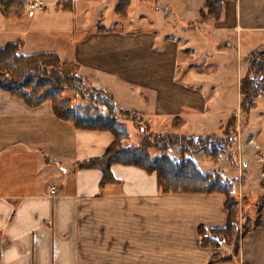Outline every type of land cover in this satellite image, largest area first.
I'll return each instance as SVG.
<instances>
[{
	"label": "crops",
	"instance_id": "crops-1",
	"mask_svg": "<svg viewBox=\"0 0 264 264\" xmlns=\"http://www.w3.org/2000/svg\"><path fill=\"white\" fill-rule=\"evenodd\" d=\"M121 1L73 0L71 10H66L63 0H44V10L46 4L58 3L57 13L62 8L76 15L80 2V15H92V28L83 24L77 36L51 18H40L36 26L37 17L29 8L7 16L0 0V50L22 43L26 55L55 53L63 62L78 65L86 84L111 95L117 108L141 113L157 134H183L192 128L198 137L217 136L232 116L239 123L238 114L222 107L225 99L219 97V88L210 91L213 83L218 87L221 74L194 70L190 52L183 60L192 37L183 44L171 35L176 27L168 16L150 10L145 14L151 0H134L125 17L128 20L135 9L137 19L150 22L148 27L102 25L105 10L112 4L117 12ZM207 2L161 0L178 7L184 20H198L213 36L226 41L232 36V43L224 42L225 48L218 51L225 57L235 46L245 50L248 75L251 55L264 49V0L229 1L220 20L202 21ZM194 81L203 86L191 84ZM238 99L242 100L240 89ZM258 110L257 103L248 122L255 113L261 115ZM131 125L125 146H132ZM137 138L135 134L134 141ZM114 142L108 131L79 130L74 122L58 119L52 102L31 107L0 91V264H264V207L259 204L264 189L257 187L264 183V145L255 144L254 150L243 140L240 160L255 183L256 201L246 208L252 227L241 234L236 254L230 246L204 239L227 226L225 194H163L157 173L124 165L112 166L115 182L103 186L102 171L79 168L106 156ZM234 164L229 166L237 170V161ZM227 168L217 169L227 177ZM52 186L58 188L54 196Z\"/></svg>",
	"mask_w": 264,
	"mask_h": 264
},
{
	"label": "trees",
	"instance_id": "trees-1",
	"mask_svg": "<svg viewBox=\"0 0 264 264\" xmlns=\"http://www.w3.org/2000/svg\"><path fill=\"white\" fill-rule=\"evenodd\" d=\"M32 0H2L5 15L18 11L22 14L28 10ZM73 0H63L62 6L71 10ZM134 0H122L117 13L128 15ZM234 0H208L202 21L220 20L227 2ZM19 13V14H21ZM22 43H13L0 50V91L10 93L23 100L31 107L45 102H52L55 116L64 121H72L79 130L108 131L115 137L106 156L101 159L81 163V169H98L103 172L102 185L115 182L111 168L114 165L133 166L149 174L157 173L159 188L163 194L177 193H223L227 196L226 209L228 223L224 229L214 230L213 234L222 237L226 244L237 254L239 250V202L234 196V188L225 184L220 176H206L201 173L196 163L186 155L197 154L199 147L189 146L184 138L172 134L160 135L147 128L141 129L145 136L138 145L126 147L124 141L129 139L128 123L145 122L144 116L136 111L118 110L111 95L95 88H84L83 78L79 75L80 67L74 63L63 62L55 53L26 55ZM68 89H74L80 96L88 97L89 103H73L64 96ZM264 92V49L255 51L250 58V69L241 83V113L249 117L257 107L256 100ZM131 115L138 116L137 119ZM119 117L123 122H119ZM177 123L183 122L176 120ZM175 121V122H176ZM146 123V122H145ZM238 117L232 116L222 128L225 139L213 145L212 157L218 162L222 155L228 154L234 147L238 133ZM146 133V134H145ZM148 136L149 139L147 138ZM206 139L204 142L207 143ZM153 141V142H151ZM202 142L199 140L197 143ZM194 141V144H197ZM209 144V142H208ZM207 144V145H208ZM179 147V148H177ZM179 149L182 161L177 162L169 151ZM264 186V183H263ZM264 207V195L260 198V208ZM260 220V219H259ZM258 221L256 226L260 225ZM251 227H243V235ZM213 241V240H212ZM213 243V244H212ZM207 242L212 244L214 242Z\"/></svg>",
	"mask_w": 264,
	"mask_h": 264
},
{
	"label": "rangeland",
	"instance_id": "rangeland-1",
	"mask_svg": "<svg viewBox=\"0 0 264 264\" xmlns=\"http://www.w3.org/2000/svg\"><path fill=\"white\" fill-rule=\"evenodd\" d=\"M146 1L147 0H137L136 4H142ZM149 2L150 3H148V5L151 8L149 9L148 7L147 9L148 12L145 11V14L150 15L149 13V10H150V11H153V13L160 11L162 15L165 14V16H168L170 21L172 22V25L174 26V29L176 27V31L174 30V32H172L173 34L171 33V35H173V37H177L176 38L177 41H181L184 44L189 35L192 37V43L188 44V46H185L186 51L183 52L184 53L182 56L183 60L186 58V53L190 52L192 56L190 58L191 63H192L191 67L194 70L202 71L205 74L214 72L216 76L221 74L222 78L218 79L217 81L218 87L216 88L215 84L213 83L210 87L211 88L210 91L213 92L219 88L218 93L221 91L220 92L221 95H219V97L223 96L222 99H225L224 104L223 102L221 103L223 104L222 107L225 106L226 108L229 109V111L231 110L232 113L239 115V118H240L239 123H238L239 129L237 133V140L234 144V147L232 148V150H230L228 154L226 153L225 155H222L218 162H215L211 154H213L212 153L213 147H214L213 145L215 144V142H219L220 138H223V139L226 138L223 133L224 131L223 132L221 131L219 135L217 136L215 135V136L198 137L196 135V129L188 128V129H185L183 134L176 132L177 130H175L171 134L181 139L184 138L185 143L189 146L190 145L193 146L192 148H195L194 146H197V148L199 147L200 150L197 152V154L192 155L191 157L190 155H186L185 158H190L191 160H193L196 163L198 169H199L198 165L202 166L200 168H205V169L209 167L210 170L207 169V171L206 170L203 171L199 169L203 175H206V176L208 175L212 177L220 176L223 179V182L225 184H230L233 186L234 188L233 194L238 199V202H239L238 222H239V238H240L241 234H243L242 232L243 227H246V228L252 227L251 220L247 221L248 219L247 217H249V215L251 214V211L246 213V208H248L247 206H249V203L253 204L256 201V198L253 197L254 189L252 186V185H255V183L251 184L252 181L249 178L250 175L246 176L245 171H243L242 169L243 166H242V159L240 160V152H242L241 150H244L245 145H244L243 140L244 141L248 140V143L251 144L250 148L254 150L256 149L255 144L259 146L264 145V92L261 94L262 96L260 95L261 97H259V99L256 101V103H258L259 105L258 112L261 115L258 116L255 113L253 117L250 118V121L248 122L249 117H245L241 113L242 100L239 102V99H238L239 89H240V95H241L242 80H244L247 77L248 64L246 62V58L249 56H246L245 50L241 51L237 48V46H235L232 49H230L228 56L223 57L221 56L222 54L218 51L220 49L219 47L220 46L223 47V45H226V43L224 44V42L232 43L231 41L232 36H229L228 37L229 39L227 41L224 39V36H218V35L213 36L212 35L213 33L211 31L207 32L204 26L201 27L199 25L198 20L193 19V18H191L190 20H184L182 16L179 14L178 7L176 6L174 7L172 5L161 3V0H158V2L156 0H151ZM56 6L58 7L59 4L58 3L46 4L47 10L42 9V10L34 11L33 13L37 17L35 21L37 24L36 23L34 24H36V26L40 25V21H41L40 18H46L47 20L51 18L52 19L51 21H55L57 23L62 22V24L68 28L66 30L75 31L77 36H80L83 33L81 30L83 27H85V25L83 24L87 23L89 25L88 28H86L88 30H90L89 28H92L93 26L92 18L93 17L92 15H90V13L80 15L81 14L80 11L82 10L80 7V2L78 4V13H76V15L78 14L77 16L71 12L65 13L63 9L61 8V6L59 7L61 8L59 11L60 13H57L55 9ZM134 10L131 11L130 18L128 20H125V17L119 15L115 11V6L110 4L109 7L104 12V15L101 21L102 25H105L111 29H127L126 28L127 25L132 24V23L134 25V28H137V29L148 27V25H150V22L148 23L147 21L143 19L141 20L137 19L134 13L135 12ZM50 14H53V15H50ZM128 14H129V11H128ZM157 17H158V14H157ZM153 21L155 23H158L156 19L155 20L153 19ZM203 24L205 23H202V25ZM26 27L29 28V25L27 24ZM26 27H25V30H28V28ZM186 27H189L191 31H187L188 33H186L182 29ZM33 29L34 28H32V30ZM192 29L194 31H192ZM124 31L128 32L127 30H124ZM158 31L161 33H165V31L162 29H159ZM238 50H239V53H238ZM206 57H207V61L205 62ZM211 57H214V58H211ZM180 79L183 81H186L185 78H183L182 76H180ZM83 82H84L83 84L84 88H88V87L93 88L91 85L86 84L84 80ZM191 84L195 86H199V85L203 86L201 85V83L197 81L191 82ZM64 96L67 98H70L73 101V103H79L82 105L89 103L88 97L80 96L79 92L74 89L66 90L64 92ZM118 110H121V109L118 108ZM131 117L135 119L138 118V116H135V115L134 116L131 115ZM118 121L123 122L124 120L123 118L119 117ZM132 124H133L131 125L132 139H130L129 142H130V145L133 146V144H137V143L140 144L143 138H145V136L142 134L141 129L142 128L145 129V132L148 133L149 130H147V128L149 127L147 123L145 122L142 123L140 122V120H138L137 123L135 124L132 123ZM169 130H170L169 132H171V128ZM135 134L138 137L137 141H134L133 139ZM149 137L150 136H148L147 138L149 139ZM214 137H218L219 139L214 138ZM208 138L209 140L207 141V143L204 142ZM135 140H136V136H135ZM199 140H202V142H199L198 144L197 142ZM194 141L197 144H194ZM126 147H129V146H126ZM177 148L170 150L169 155L173 159H175V161L181 162L182 158H181L179 149ZM195 157L197 158L196 160L194 159ZM236 161L238 163L237 170L235 167H231L233 165L235 166L234 163ZM229 164L231 166H229ZM221 166L228 167L226 171L227 177L226 175L218 171L217 168ZM246 178L248 180V185H247ZM249 182L251 185H249ZM257 187L259 189L261 187L264 189L263 184ZM227 246L228 245L224 241L223 247L226 248Z\"/></svg>",
	"mask_w": 264,
	"mask_h": 264
},
{
	"label": "built area",
	"instance_id": "built-area-1",
	"mask_svg": "<svg viewBox=\"0 0 264 264\" xmlns=\"http://www.w3.org/2000/svg\"><path fill=\"white\" fill-rule=\"evenodd\" d=\"M44 8V0H32L29 4V9L32 11L39 10ZM58 188L56 186H52L51 188V194L54 196L57 194ZM204 239H210L215 241L219 246L224 245V239L221 237H218L214 234H208L205 235Z\"/></svg>",
	"mask_w": 264,
	"mask_h": 264
}]
</instances>
